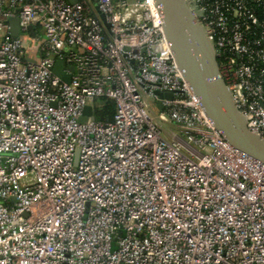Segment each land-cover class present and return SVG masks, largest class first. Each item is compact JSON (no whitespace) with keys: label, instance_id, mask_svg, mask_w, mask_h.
Segmentation results:
<instances>
[{"label":"built area","instance_id":"built-area-1","mask_svg":"<svg viewBox=\"0 0 264 264\" xmlns=\"http://www.w3.org/2000/svg\"><path fill=\"white\" fill-rule=\"evenodd\" d=\"M190 2L264 141V0ZM0 264H264V165L209 122L153 0H0Z\"/></svg>","mask_w":264,"mask_h":264},{"label":"water","instance_id":"water-1","mask_svg":"<svg viewBox=\"0 0 264 264\" xmlns=\"http://www.w3.org/2000/svg\"><path fill=\"white\" fill-rule=\"evenodd\" d=\"M75 4L78 0H66ZM160 14L162 30L174 62L190 87L200 108L212 126L234 149L264 165V141L249 132L244 116L236 109L231 93L219 72L213 46L194 15L190 0H153ZM100 18H103L100 16ZM9 38L19 33V20H9ZM30 32L33 35L32 28ZM63 62L58 61L53 73L65 83L69 76L59 73ZM72 73L73 66L66 67ZM159 98L170 100L171 93H157ZM161 110V103L155 104ZM93 118L90 106L83 109L79 122Z\"/></svg>","mask_w":264,"mask_h":264},{"label":"trees","instance_id":"trees-1","mask_svg":"<svg viewBox=\"0 0 264 264\" xmlns=\"http://www.w3.org/2000/svg\"><path fill=\"white\" fill-rule=\"evenodd\" d=\"M101 103L94 108V119L96 121H110L114 114V105L112 102L104 100L98 101Z\"/></svg>","mask_w":264,"mask_h":264},{"label":"rangeland","instance_id":"rangeland-1","mask_svg":"<svg viewBox=\"0 0 264 264\" xmlns=\"http://www.w3.org/2000/svg\"><path fill=\"white\" fill-rule=\"evenodd\" d=\"M130 1H131V0H129V2H130ZM95 105H97V103H95ZM152 108L154 109V113H155V115H157L158 111H157V108H156L155 104L152 105ZM165 126H166L165 129H167V130H169V129H173V127H171V126H169V125H165Z\"/></svg>","mask_w":264,"mask_h":264},{"label":"crops","instance_id":"crops-1","mask_svg":"<svg viewBox=\"0 0 264 264\" xmlns=\"http://www.w3.org/2000/svg\"><path fill=\"white\" fill-rule=\"evenodd\" d=\"M78 1H80V0H78ZM86 1H88L90 4H92V6L95 5V0H86Z\"/></svg>","mask_w":264,"mask_h":264}]
</instances>
